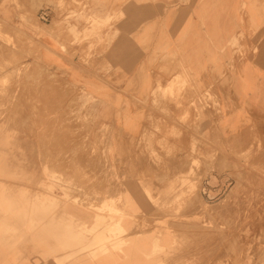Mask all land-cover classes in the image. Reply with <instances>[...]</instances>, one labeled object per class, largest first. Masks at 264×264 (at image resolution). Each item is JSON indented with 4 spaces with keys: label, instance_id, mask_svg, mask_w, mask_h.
Listing matches in <instances>:
<instances>
[{
    "label": "rangeland",
    "instance_id": "374dc122",
    "mask_svg": "<svg viewBox=\"0 0 264 264\" xmlns=\"http://www.w3.org/2000/svg\"><path fill=\"white\" fill-rule=\"evenodd\" d=\"M11 1L21 21L0 18V264H85L81 250L97 240L114 249L119 261L110 264H264V121L246 134L214 133L230 95L225 73L198 102L188 77L156 76L149 104L145 54L137 84L105 58L123 12L102 14L97 0H39L32 8L34 0ZM137 1L158 14L197 0ZM147 16H139L141 32L164 28ZM42 35L54 37L75 67L49 63ZM138 41L146 50V38ZM218 81L226 85L219 93ZM10 198L12 207L18 202L12 211Z\"/></svg>",
    "mask_w": 264,
    "mask_h": 264
},
{
    "label": "crops",
    "instance_id": "0c3cea01",
    "mask_svg": "<svg viewBox=\"0 0 264 264\" xmlns=\"http://www.w3.org/2000/svg\"><path fill=\"white\" fill-rule=\"evenodd\" d=\"M11 2L0 0V18L19 22L21 19L16 18L10 8ZM38 2L32 1L29 7H36ZM95 4L102 14H125L126 18L115 25H119L118 28H112L107 35L112 41L105 58L113 71L125 70L137 84L140 82L139 55L145 54L146 75L142 73L141 78L146 81L142 83L146 84L149 104L156 76L162 83L178 76L188 77L198 102L207 86L218 79L220 73H225L223 77L228 81L231 96L221 100V117L214 133L227 138L246 134L255 119L264 121V0H197L194 4H175V9L169 3L168 10L158 14L150 2L146 8L140 7L137 0H97ZM176 10L184 13L176 14ZM143 12L148 15L147 23L162 22L164 28L148 29L145 33L137 29ZM140 37L146 38V50L139 45ZM41 42L44 58L49 63L68 69L75 67L76 59L61 50L54 37L42 35ZM242 49L247 52L238 54ZM90 71V79L95 83L94 70ZM114 77L121 80L123 76ZM213 86L217 93L226 87L219 81ZM134 127L131 128L133 133Z\"/></svg>",
    "mask_w": 264,
    "mask_h": 264
},
{
    "label": "bare ground",
    "instance_id": "6f19581e",
    "mask_svg": "<svg viewBox=\"0 0 264 264\" xmlns=\"http://www.w3.org/2000/svg\"><path fill=\"white\" fill-rule=\"evenodd\" d=\"M36 20V19H35ZM60 35V34H59ZM62 39V38H61ZM7 48V47H6ZM2 50V49H1ZM2 52V51H1ZM5 52V51H4ZM4 54V53H3ZM3 56V55H2ZM12 58V57H11ZM170 90H171V88H170ZM173 90V89H172ZM172 90H171V92H172ZM167 96V95H166ZM44 98V97H43ZM67 98V97H66ZM146 98V97H145ZM16 100V99H15ZM42 100V99H41ZM61 100H63V99H61ZM36 101V100H35ZM64 101V100H63ZM19 102V101H18ZM40 102V101H39ZM65 102V101H64ZM165 102H166V100H165ZM168 102V101H167ZM167 102H166V104H167ZM170 103V102H169ZM36 104V103H35ZM56 104H58V103H56ZM171 105V104H170ZM42 106V105H41ZM46 106V105H45ZM163 106V105H162ZM167 106V105H166ZM218 106V105H217ZM158 107V106H157ZM179 107V106H178ZM182 107V106H181ZM31 108V107H30ZM34 108V107H33ZM43 108V107H42ZM150 108V107H149ZM162 108V107H161ZM169 108V107H168ZM35 109V108H34ZM56 109V108H55ZM60 109V108H59ZM152 109V108H151ZM33 110V109H32ZM44 110V109H43ZM53 110H54V108H53ZM52 110V111H53ZM180 110V109H179ZM36 111V110H35ZM47 111V110H46ZM57 111V110H56ZM19 112V111H18ZM61 112V111H60ZM41 113V112H40ZM183 113V112H182ZM181 113V114H182ZM180 114V113H179ZM166 115V114H165ZM22 116V115H21ZM41 116V115H40ZM13 117V116H12ZM56 117V116H55ZM14 118V117H13ZM22 118H24V117H22ZM29 119V118H28ZM37 119H38V116H37ZM53 119V118H52ZM55 119V118H54ZM31 120V119H30ZM30 120H28V121H30ZM36 120V119H35ZM41 120V119H40ZM45 120V119H44ZM47 120V119H46ZM57 119H55V121H56ZM17 121V120H16ZM173 121H175V120H173ZM8 122V121H7ZM6 122V123H7ZM12 122V121H11ZM31 123V122H30ZM55 123V122H54ZM53 123V124H54ZM12 124V123H11ZM14 124V123H13ZM32 124V123H31ZM34 124V123H33ZM32 124V125H33ZM37 124H38V122H37ZM40 124V123H39ZM38 124V125H39ZM67 124V123H66ZM175 124V123H174ZM22 125V124H21ZM24 125V124H23ZM37 125V126H38ZM41 125H42V123H41ZM51 125V124H50ZM47 126V125H46ZM55 126V125H54ZM43 127V126H42ZM8 128V127H7ZM32 128V127H31ZM60 128V127H59ZM63 128H65V127H63ZM9 129V128H8ZM38 129H39V126H38ZM49 129V128H48ZM45 130V129H44ZM9 131V130H8ZM30 131V130H29ZM49 131V133L52 131H50V129L48 130ZM165 131V130H164ZM187 131V130H186ZM26 132V131H25ZM38 132V131H37ZM39 132H40V130H39ZM46 132V131H45ZM151 132H152V130H151ZM28 133V132H27ZM47 133V132H46ZM45 133V134H46ZM87 133V132H86ZM145 133V132H144ZM150 133V132H149ZM163 133V132H162ZM183 133V132H182ZM34 134V133H33ZM53 134V133H52ZM147 134H148V132H147ZM157 134V133H156ZM160 134V133H159ZM187 134V133H186ZM27 135V134H26ZM61 135V134H60ZM146 136V135H145ZM160 136V135H159ZM27 137V136H26ZM41 137V136H40ZM47 137V136H46ZM171 137V136H170ZM32 138V137H31ZM55 138V137H54ZM14 139V138H13ZM44 139V138H43ZM48 139V138H47ZM46 139V140H47ZM185 139V138H184ZM45 140V139H44ZM17 141V140H16ZM27 141V140H26ZM29 141V140H28ZM66 141V140H65ZM167 141V140H166ZM56 142V141H55ZM170 142V141H169ZM18 143V142H17ZM30 143V142H29ZM34 143V142H33ZM140 143H142V142H140ZM41 144V143H40ZM181 144V143H180ZM27 145V144H26ZM47 145V144H46ZM56 145V144H55ZM140 145V144H139ZM40 146V145H39ZM43 146V145H42ZM21 147V146H20ZM26 147V146H25ZM57 147V146H56ZM59 147V146H58ZM141 147V146H140ZM155 147H156V145H155ZM184 147V146H183ZM52 148H54V146L52 147ZM61 148V147H60ZM63 148V147H62ZM80 148V147H79ZM45 149H47V147L45 148ZM57 149V148H56ZM38 150H40V151H42L41 149H38ZM142 150V149H141ZM182 150V149H181ZM30 151V150H29ZM28 151V152H29ZM56 151V150H55ZM178 151V150H177ZM31 152V151H30ZM35 152V151H34ZM156 152V151H155ZM42 153V152H41ZM45 153V152H44ZM142 154H143V152H141ZM145 153V152H144ZM32 154V153H31ZM48 154V153H47ZM62 155V154H61ZM152 155V154H151ZM172 155H174V152H173V154ZM50 156V155H49ZM42 158V157H41ZM49 158V157H48ZM182 158V157H181ZM55 159V158H54ZM59 159V158H58ZM148 159V158H147ZM140 162V161H139ZM42 163H44V161L42 162ZM151 164V163H150ZM48 167H50V166H48ZM58 167V166H57ZM141 167V166H140ZM13 168V167H12ZM56 168V167H55ZM18 169V168H17ZM16 169V170H17ZM57 169V168H56ZM141 169V168H140ZM48 170V169H47ZM58 170V169H57ZM62 170V169H61ZM49 171H51V170H49ZM60 171V170H59ZM63 171V170H62ZM61 171V172H62ZM18 172V171H17ZM51 173V172H50ZM131 174V173H130ZM247 174V173H246ZM46 175V174H45ZM77 175V174H76ZM139 175V174H138ZM164 175V174H163ZM236 176V175H235ZM164 177H165V175H164ZM252 179V178H251ZM13 180V179H12ZM133 180H134V178H133ZM136 180V179H135ZM164 180V179H163ZM162 180V181H163ZM161 181V180H160ZM17 183H19V182H17ZM244 183V182H243ZM21 185V184H20ZM23 185V184H22ZM31 185V184H30ZM27 186V185H26ZM39 186V185H38ZM24 187V186H23ZM72 188V187H71ZM83 188V187H82ZM262 188V187H261ZM17 189V188H16ZM84 190H86V189H84ZM240 190V189H239ZM10 191V190H9ZM70 192V191H69ZM72 192V191H71ZM163 192V191H162ZM235 192V191H234ZM32 192H30V194H31ZM240 193V192H239ZM20 194V193H19ZM171 194V193H170ZM12 196V195H11ZM107 197V196H106ZM80 198V197H79ZM197 199H198V196L196 197ZM234 198V197H233ZM249 198V197H248ZM17 199V198H16ZM10 200H11V211H12V209L15 207V206H17L16 205V202H17V200H15L16 202L15 203H13V205H14V207H12V202L14 201V198H10ZM13 200V201H12ZM20 200V199H19ZM195 200V199H194ZM191 201V200H190ZM23 201H21V202H19V203H22ZM27 202V201H26ZM32 202V201H31ZM117 202V201H116ZM120 202V201H119ZM192 202V201H191ZM3 203V202H2ZM18 203V202H17ZM25 203V202H24ZM23 203V204H24ZM98 203V202H97ZM107 203V202H106ZM114 203V202H113ZM118 203V202H117ZM152 203V202H151ZM155 203H157V202H155ZM31 205V208H33L32 207V203H30ZM48 204V203H47ZM188 204V203H187ZM186 204V205H187ZM190 204V203H189ZM20 205V204H19ZM27 205V204H26ZM33 205H34V203H33ZM46 205V204H45ZM28 206V205H27ZM42 206V205H41ZM48 206V205H47ZM111 207H112V204L110 205ZM25 207V209H26V206H24ZM188 207V206H187ZM20 208V207H19ZM21 208H23L22 206H21ZM31 208H28V210L27 211H29ZM43 208V207H42ZM77 208V207H76ZM186 208V207H185ZM197 208V207H196ZM201 208V207H200ZM8 209H10V206L8 207ZM153 209V208H152ZM182 209V208H181ZM202 209V208H201ZM4 210H6V209H4ZM22 210V209H21ZM10 210H8V212H9ZM45 211V210H44ZM47 211V210H46ZM191 211V210H190ZM14 212V211H13ZM15 212H17V207H16V210H15ZM20 214L22 213V214H24L23 212H21V211H18ZM0 213H2V212H0ZM11 213V212H10ZM28 212H26V214H27ZM187 213V212H186ZM13 214V213H12ZM165 214V213H164ZM167 214V213H166ZM253 214V213H252ZM29 216V215H28ZM80 216V215H79ZM30 217V216H29ZM108 217V216H107ZM18 218V217H17ZM26 218V217H25ZM99 218V217H98ZM105 218V217H104ZM108 218H110V216L108 217ZM114 218V217H113ZM156 218V217H155ZM222 218V217H221ZM31 219V218H30ZM52 219V218H51ZM105 219H107V218H105ZM152 219V218H151ZM257 219V218H256ZM101 220V219H100ZM103 220V219H102ZM133 220V219H132ZM214 220V219H213ZM259 220V219H258ZM27 221V220H26ZM149 221H151V220H149ZM222 221V220H221ZM30 222V221H29ZM148 222V221H147ZM15 223V222H14ZM171 223V222H170ZM10 224V223H9ZM104 224H106V223H104ZM13 225V224H12ZM30 225V224H29ZM182 225V224H181ZM238 225V224H237ZM254 225V224H253ZM20 226V225H19ZM108 226V225H107ZM261 226V225H260ZM25 227V226H24ZM26 227H27V225H26ZM152 227V226H151ZM150 227V228H151ZM208 227V226H207ZM22 228V227H21ZM29 228L30 229H32V226H29ZM37 228V227H36ZM107 228V227H106ZM147 228V227H146ZM210 228V227H209ZM253 228V227H252ZM137 229V228H136ZM42 230V229H41ZM146 230V229H145ZM209 230V229H208ZM29 231V230H28ZM137 231V230H136ZM144 231V230H143ZM257 231V230H256ZM134 232V231H133ZM178 232V231H177ZM31 233V232H30ZM234 233V232H233ZM253 233V232H252ZM255 233V232H254ZM253 233V234H254ZM15 234V233H14ZM38 234V233H37ZM207 234V233H206ZM35 234L34 233H32V237L34 236ZM91 235V234H90ZM29 236V235H28ZM39 236V235H38ZM42 236V235H41ZM48 236V235H47ZM46 236V237H47ZM208 236V235H207ZM227 236V235H226ZM256 236V235H255ZM262 236V235H261ZM120 237H123V236H120ZM205 237V236H204ZM210 237V236H209ZM224 237V236H223ZM36 238V237H35ZM34 238V239H35ZM101 238V237H100ZM103 238V237H102ZM202 238V237H201ZM232 238V237H231ZM235 239V238H234ZM240 239V238H239ZM10 240V239H9ZM103 240H105V239H103ZM231 240V239H230ZM236 240V239H235ZM11 241V240H10ZM150 241V240H149ZM236 242V241H235ZM234 242V243H235ZM259 242V241H258ZM7 243V242H6ZM91 243V247L90 248H88V249H84V248H82V250H81V253H84V254H87L89 257H87L85 260H87V262L85 263V264H110L109 262H111L112 260H116V261H119V259L118 258H114L113 259V257L111 256V254H115V252H113L114 251V249L112 250L111 248H109V243L108 242H103V241H101V240H97V241H95L94 243L91 241L90 242ZM111 243V242H110ZM8 244V243H7ZM255 244V243H254ZM253 244V245H254ZM20 245V244H19ZM179 245V244H178ZM227 245H230V244H227ZM22 246V245H21ZM181 246V245H180ZM252 246V245H251ZM233 247V246H232ZM247 247V246H246ZM259 247V246H258ZM227 248V247H226ZM235 248V247H234ZM28 249V248H27ZM92 249V250H91ZM95 249L97 250L96 252H95ZM181 249V248H180ZM243 249V248H242ZM241 249V250H242ZM94 250V254H92V251ZM153 250V249H152ZM155 250V249H154ZM220 250V249H219ZM227 250V249H226ZM240 250V249H239ZM246 250V249H245ZM101 251H104V253L103 254H101V256H95V255H97V254H99ZM151 251V250H150ZM157 251H158V249H157ZM156 251V252H157ZM161 251H163V249L161 250ZM218 251V250H217ZM223 251H225L224 249H223ZM228 251V250H227ZM232 250H230V252H231ZM25 252V251H24ZM77 252V251H76ZM155 252V251H154ZM208 252V251H207ZM226 252V251H225ZM224 252V253H225ZM229 252V251H228ZM233 252H236L237 253V251L234 249L233 250ZM240 252V251H239ZM78 253H80L79 251H78ZM147 253H149V252H147ZM152 253V252H151ZM158 253H160V252H157V254ZM222 253V252H221ZM221 253H220V255H221ZM243 253H244V251H243ZM257 253V252H256ZM91 256H90V255ZM155 254V253H154ZM182 254V253H181ZM216 254V253H215ZM223 254V253H222ZM230 254V253H229ZM228 254V255H229ZM233 254H235V253H233ZM231 255V256H234V255ZM81 255V254H80ZM149 255H151V254H149ZM108 256H110V257H112L111 259H110V257H109V259H108ZM152 256V255H151ZM154 257H155V255H153ZM157 256V255H156ZM181 256V255H180ZM222 256V255H221ZM230 256V255H229ZM258 256V255H257ZM239 257V256H238ZM151 258V257H150ZM158 258V257H157ZM157 258H155V259H157ZM179 258V257H178ZM228 258V257H227ZM154 259V258H153ZM205 259V258H204ZM207 259V258H206ZM214 259V258H213ZM218 259V258H217ZM251 259V258H250ZM144 260H146V259H144ZM143 260V261H144ZM151 260V259H150ZM170 260V259H169ZM208 260V259H207ZM261 260V259H260ZM140 261V260H139ZM231 261V260H230ZM240 261H241V259H240ZM258 261V260H257ZM56 262V261H55ZM60 262V261H59ZM148 262V261H147ZM153 262V261H152ZM221 262V261H220ZM224 262V261H223ZM119 263H121V262H119ZM140 263V262H139ZM144 263H146V262H144ZM150 263H151V261H150ZM155 263V262H154ZM153 263V264H154ZM236 263V262H235ZM133 264V263H132ZM137 264V263H136ZM208 264V263H207ZM217 264V263H216Z\"/></svg>",
    "mask_w": 264,
    "mask_h": 264
}]
</instances>
